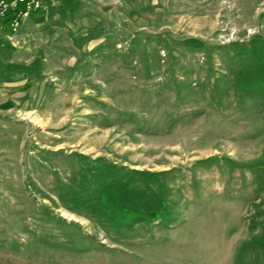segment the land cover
<instances>
[{"label":"rangeland","instance_id":"1","mask_svg":"<svg viewBox=\"0 0 264 264\" xmlns=\"http://www.w3.org/2000/svg\"><path fill=\"white\" fill-rule=\"evenodd\" d=\"M0 264H264V0L0 34Z\"/></svg>","mask_w":264,"mask_h":264},{"label":"built area","instance_id":"2","mask_svg":"<svg viewBox=\"0 0 264 264\" xmlns=\"http://www.w3.org/2000/svg\"><path fill=\"white\" fill-rule=\"evenodd\" d=\"M59 0H0V34L18 32L25 20L45 13Z\"/></svg>","mask_w":264,"mask_h":264}]
</instances>
